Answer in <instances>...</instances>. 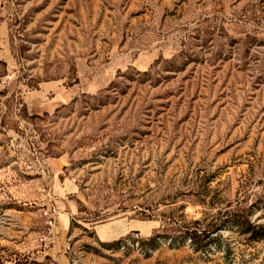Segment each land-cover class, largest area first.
<instances>
[{
  "label": "rangeland",
  "instance_id": "1",
  "mask_svg": "<svg viewBox=\"0 0 264 264\" xmlns=\"http://www.w3.org/2000/svg\"><path fill=\"white\" fill-rule=\"evenodd\" d=\"M0 264H264V0H0Z\"/></svg>",
  "mask_w": 264,
  "mask_h": 264
},
{
  "label": "trees",
  "instance_id": "2",
  "mask_svg": "<svg viewBox=\"0 0 264 264\" xmlns=\"http://www.w3.org/2000/svg\"><path fill=\"white\" fill-rule=\"evenodd\" d=\"M228 214V212L226 213ZM228 219V218H227ZM231 225H229V228H232V226H246V230L254 231L256 226L251 221L249 215L246 212L241 213H235L234 215L230 216L228 219ZM212 229H207L206 227H198L197 224H194L192 226H186L185 230L182 232L183 238H189L194 245H198L201 242H206V245L212 243L216 237H211V234L213 233H219L220 230H223V225H215L212 223ZM160 235H153L149 237L148 239L144 240V243L146 244H154L157 242V238Z\"/></svg>",
  "mask_w": 264,
  "mask_h": 264
},
{
  "label": "crops",
  "instance_id": "3",
  "mask_svg": "<svg viewBox=\"0 0 264 264\" xmlns=\"http://www.w3.org/2000/svg\"><path fill=\"white\" fill-rule=\"evenodd\" d=\"M100 228H104L103 226H97L96 227V234L98 236V238L102 239V237L99 235V229ZM112 236V237H111ZM116 236L114 235V231L110 232L106 235V240H109L110 238H115Z\"/></svg>",
  "mask_w": 264,
  "mask_h": 264
}]
</instances>
